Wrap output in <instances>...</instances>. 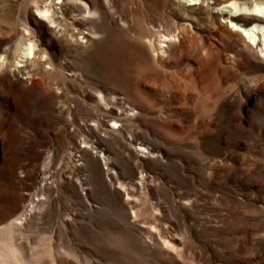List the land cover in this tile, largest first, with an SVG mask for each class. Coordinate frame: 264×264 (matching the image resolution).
I'll return each mask as SVG.
<instances>
[{"label": "rangeland", "instance_id": "1", "mask_svg": "<svg viewBox=\"0 0 264 264\" xmlns=\"http://www.w3.org/2000/svg\"><path fill=\"white\" fill-rule=\"evenodd\" d=\"M44 1L0 0L12 70L28 30L53 70L31 67V81L0 90V228L3 210L39 204L16 245L25 262L264 264V64L176 7H208L233 29L227 18L264 0H236L239 13L216 0H86L81 46L41 34ZM181 26L187 53L179 33L163 53L162 32ZM254 48L264 59L261 40Z\"/></svg>", "mask_w": 264, "mask_h": 264}, {"label": "bare ground", "instance_id": "2", "mask_svg": "<svg viewBox=\"0 0 264 264\" xmlns=\"http://www.w3.org/2000/svg\"><path fill=\"white\" fill-rule=\"evenodd\" d=\"M103 1L108 6L112 3V0ZM235 1L236 0H216L214 4L216 8L226 4L234 8ZM52 2H54V0H45L42 4L40 10L42 17L41 23L43 24L40 30L41 34L44 37L48 35V33L60 34L68 43L81 46L82 43L79 41V37L82 36L83 39H85L86 36L89 35L83 27V21L85 16L94 15L93 13H95V10L92 11V9L89 8L86 0H63V4L60 7L61 12L59 14H52ZM68 5L71 6L70 9ZM176 7L178 12L177 15L184 21H201L213 26V30L222 35L229 33L226 38L227 41L223 42L222 46L229 50L231 54H234L235 57L242 58L246 62L254 61L264 64V59L260 58L258 51L254 48L260 40L264 46V2H253L245 7L244 9L246 12L252 13L250 16L227 18L228 21H231L233 29L228 26V23H223L222 19L225 17L219 13L212 12L208 7L181 8L179 5ZM73 9H75V11H72ZM76 9H81V11ZM232 11L239 13L235 8ZM80 16H82V18H80ZM180 28L177 35L170 31L169 28L162 32L161 43L163 45L160 47V50L164 49L162 50L163 53L170 51L174 44L178 42V33L183 35V39L179 40L181 47L178 53H187L189 49V47L186 46V32L188 28L187 26H181ZM234 29L237 30V32L234 31ZM232 34L235 35L236 38H234ZM34 36L35 33L32 31L30 33L28 30L21 39L20 46L16 52L14 70H12V63L7 59L6 52L0 54V90L7 86L11 87L14 82H22V80L31 81L35 75L31 73L29 68L34 66H42L44 74L49 75L53 73L52 64L48 62V53L46 49L41 47V45L34 40ZM148 49L152 56L157 51L152 46H149ZM200 53L205 61L209 60L210 56L213 54L211 46H209L205 40H202ZM3 75H6V79L1 78ZM127 199H130V197L127 196ZM36 201L40 202L41 200L37 199ZM38 206L39 204L32 202L29 206L30 208H27L21 214H8L6 210L2 211L1 221L4 224L0 228V264H27L20 249H18L16 245L18 241L22 242L24 240L23 230L26 228V223L29 218L35 215ZM24 217L25 219H23ZM157 235L164 248L181 256L176 239L172 238V240H169L164 238L159 232Z\"/></svg>", "mask_w": 264, "mask_h": 264}]
</instances>
